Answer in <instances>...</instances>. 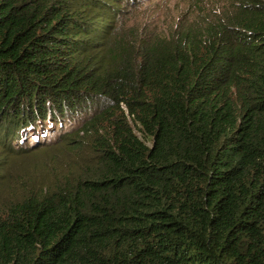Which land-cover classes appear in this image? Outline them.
Wrapping results in <instances>:
<instances>
[{"label":"trees","instance_id":"1","mask_svg":"<svg viewBox=\"0 0 264 264\" xmlns=\"http://www.w3.org/2000/svg\"><path fill=\"white\" fill-rule=\"evenodd\" d=\"M187 2L0 0V264H264V0Z\"/></svg>","mask_w":264,"mask_h":264},{"label":"rangeland","instance_id":"2","mask_svg":"<svg viewBox=\"0 0 264 264\" xmlns=\"http://www.w3.org/2000/svg\"><path fill=\"white\" fill-rule=\"evenodd\" d=\"M188 0H147V4H150L146 9L144 8H135L134 10H131L130 12L126 13L124 16H127L129 18V27L135 24L141 23L143 25L148 20H152V18L155 17L156 20L162 21H174L177 17L181 14V6L186 7ZM126 7V4H125ZM127 8V7H126ZM122 22L124 23L126 18L124 19L122 14ZM124 19V20H123ZM65 120V130L70 129V127H74L76 124L80 126V121L77 117L72 118L68 116ZM73 123V125L70 126V123ZM58 125H60V122L58 121ZM59 130L62 131L61 125L59 127ZM59 135V134H57ZM51 138H53L51 140ZM56 135L48 136L47 138H44L46 141L45 145L49 146H55L58 145V138H56ZM51 140V141H50ZM49 141V142H48ZM12 145L17 149L20 144L18 141H12ZM31 144L30 138L25 142ZM24 144V145H25ZM31 148V146H28V149ZM41 147L37 146V148H33L28 150L26 153H23L21 156L23 159H17V163H21V165L24 166V168L27 169L29 172L28 174H31L33 176H43L48 173V171L52 168V165H50L49 160L54 158L55 156H52L51 153L48 152H37ZM16 158H14L15 160ZM13 160V161H14ZM7 193H2L1 196H6Z\"/></svg>","mask_w":264,"mask_h":264}]
</instances>
